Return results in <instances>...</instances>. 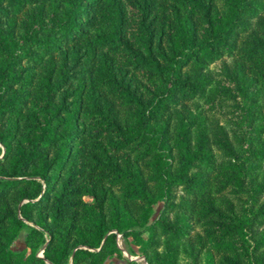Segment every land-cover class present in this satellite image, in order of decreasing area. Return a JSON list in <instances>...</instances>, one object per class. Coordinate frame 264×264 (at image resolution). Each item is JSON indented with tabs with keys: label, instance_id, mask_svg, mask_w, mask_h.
I'll use <instances>...</instances> for the list:
<instances>
[{
	"label": "trees",
	"instance_id": "trees-1",
	"mask_svg": "<svg viewBox=\"0 0 264 264\" xmlns=\"http://www.w3.org/2000/svg\"><path fill=\"white\" fill-rule=\"evenodd\" d=\"M117 233L264 264V0H0V264H103Z\"/></svg>",
	"mask_w": 264,
	"mask_h": 264
},
{
	"label": "rangeland",
	"instance_id": "rangeland-1",
	"mask_svg": "<svg viewBox=\"0 0 264 264\" xmlns=\"http://www.w3.org/2000/svg\"><path fill=\"white\" fill-rule=\"evenodd\" d=\"M85 199L87 201L91 200L89 197H85ZM161 207L162 201L157 202L153 206V213L149 218V222H151L158 215ZM23 239V234L15 239L10 246L11 249L14 251L25 249L28 251ZM116 241L121 256L109 257L103 264H148L145 257L139 251L138 246L134 243L131 237L125 238L121 233H117ZM42 251L43 248H40L37 252V255L42 256ZM181 260H183L182 256L180 257V262Z\"/></svg>",
	"mask_w": 264,
	"mask_h": 264
}]
</instances>
